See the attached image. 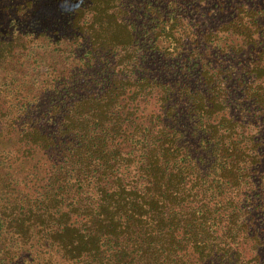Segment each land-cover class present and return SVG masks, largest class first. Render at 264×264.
<instances>
[{
  "label": "trees",
  "instance_id": "obj_1",
  "mask_svg": "<svg viewBox=\"0 0 264 264\" xmlns=\"http://www.w3.org/2000/svg\"><path fill=\"white\" fill-rule=\"evenodd\" d=\"M3 2L23 14L34 5ZM136 2L79 0L69 12L68 47L98 88L79 93L57 71L0 74V104L14 109L0 136L15 151L0 159V264L256 259L264 0ZM22 39L0 36V71ZM150 52L182 65L183 82L145 72ZM154 97L162 111L147 114Z\"/></svg>",
  "mask_w": 264,
  "mask_h": 264
},
{
  "label": "rangeland",
  "instance_id": "obj_2",
  "mask_svg": "<svg viewBox=\"0 0 264 264\" xmlns=\"http://www.w3.org/2000/svg\"><path fill=\"white\" fill-rule=\"evenodd\" d=\"M17 1L21 2L23 0ZM134 1L137 3L136 1L138 0ZM78 2L79 0H34L33 7L29 9L28 13L23 14L14 10L9 2L2 3V0H0V36L17 33L21 34L23 37V46L20 47L18 45L15 49L18 55H14L13 58L15 59L12 58L10 63L4 64V68L0 71L3 79L6 78L8 82L7 79L10 75L19 78L23 71H27L30 75L34 74V71L36 73L40 71L44 73L46 71H57L70 77V80L77 84V88H83L79 93L85 91L88 87L94 90L100 86L102 83L100 76L90 81L89 76L91 72H93L91 62L88 60L78 61L76 57L77 48L68 47V43L71 39H69L67 30V20L69 12ZM204 20L200 12L196 11L194 15V21H197L196 25L203 26ZM59 38L60 42H58ZM141 67H143L147 73H163L166 76L164 82L171 81L174 83H181L184 79L183 73H179L183 67L182 65L178 67L174 66L172 59L168 57L160 58L153 55L151 52L145 58L144 62L141 63ZM140 71H142V68L137 70V72ZM116 73L121 76L120 70L117 69ZM186 73L190 75V71ZM190 78H192V75ZM85 80L86 83L83 84ZM68 83L72 84L69 81ZM34 91H36V89ZM157 93L161 94L162 91L158 89ZM165 97L166 99L169 98L168 95ZM176 103L178 106L185 107L183 99H179ZM166 105H169V101L166 102ZM173 107L178 109L177 106ZM0 108H2L0 109V124L5 126L12 122L13 116L12 114L5 115V113L14 109H12L11 106L6 108L5 104H0ZM142 108L147 114H153L162 111V104L161 102H157L154 97V99H150L143 103ZM181 122L185 123V120H181ZM257 130L260 134H264V126L258 125ZM7 137V135L0 136V159L2 156H12L15 154V151H8L9 149H13V143H11L12 140L7 139ZM262 141H264V137ZM261 158L264 159V154H262ZM259 172L261 173L259 176L264 179V164ZM260 193H264V188H262ZM256 200V197L253 198L251 204L257 205V208H254L252 211V217L256 220L253 225L259 241L252 248L247 247V250L252 249L254 253L253 256H256V259L255 257L251 258V260H253L251 264H264V214L262 213L264 212V207L260 208V205L262 206L263 204L257 203ZM254 210H256V212ZM247 217H249V215ZM253 225L251 224V227H253ZM246 257L248 258V256ZM203 264H218V262L207 260Z\"/></svg>",
  "mask_w": 264,
  "mask_h": 264
}]
</instances>
